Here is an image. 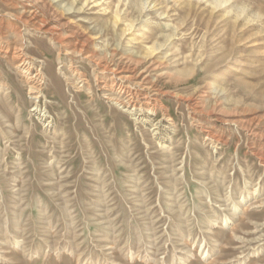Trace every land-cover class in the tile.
<instances>
[{
  "label": "rangeland",
  "instance_id": "rangeland-1",
  "mask_svg": "<svg viewBox=\"0 0 264 264\" xmlns=\"http://www.w3.org/2000/svg\"><path fill=\"white\" fill-rule=\"evenodd\" d=\"M0 40L45 81L0 54V264H264V0H0Z\"/></svg>",
  "mask_w": 264,
  "mask_h": 264
},
{
  "label": "bare ground",
  "instance_id": "bare-ground-1",
  "mask_svg": "<svg viewBox=\"0 0 264 264\" xmlns=\"http://www.w3.org/2000/svg\"><path fill=\"white\" fill-rule=\"evenodd\" d=\"M22 8V7H21ZM20 8V10H21ZM26 13V12H25ZM31 15V14H30ZM29 15V16H30ZM33 18V17H31ZM23 22L25 24H30L28 21H24ZM42 22V21H41ZM33 26V24H32ZM18 36V35H17ZM1 41V40H0ZM8 44V43H7ZM3 45V43H2ZM7 46V45H6ZM10 46V45H9ZM18 48V47H17ZM8 49H10V47L6 48V50H1L0 49V54L2 53L4 56H8L11 52L7 51ZM19 49V48H18ZM21 50V48H20ZM19 50V51H20ZM23 52H14V49L12 50V53L10 54V56H8L9 58H7L10 62L13 63H16L18 65V67L21 69V71L23 72V74H26L25 77H26V80H27V83L29 85L28 87V92L35 95L34 99H37V98H40L42 97V93L44 92V84H45V81H44V78L40 76H38V74L34 76H28L29 72H30V65L31 63L24 57V55L22 54ZM5 58V57H4ZM15 65V64H14ZM16 66V65H15ZM127 71V70H126ZM21 74V73H20ZM113 74V72H112ZM43 75V74H41ZM116 76V74H115ZM121 76V75H120ZM49 77H50V82L51 84L55 87L57 93L62 97V92H61V88H60V83L59 81L57 80V78L52 75V74H49ZM128 77V76H127ZM125 77V78H127ZM122 79V78H121ZM26 82V81H25ZM112 85V84H111ZM121 85V84H120ZM140 85V84H139ZM108 86V85H107ZM106 87V86H104ZM103 87V88H104ZM109 87V86H108ZM112 89V87H111ZM120 90V89H119ZM122 90V89H121ZM147 95V94H146ZM153 95V94H152ZM105 96V95H104ZM107 96V95H106ZM110 96V95H109ZM108 96V97H109ZM114 96V95H113ZM134 97V96H133ZM143 97V96H142ZM141 97V98H142ZM114 98V97H113ZM111 98V100L113 99ZM109 99V98H108ZM120 99V98H118ZM128 99V98H127ZM144 99V98H143ZM153 99V98H152ZM134 100V99H133ZM140 100V99H139ZM155 100V99H154ZM117 101V100H116ZM113 102V101H112ZM118 102H120V100H118ZM124 102V101H122ZM137 102V101H136ZM142 102V101H141ZM138 103V102H137ZM121 104V103H120ZM119 104V105H120ZM123 105V104H122ZM125 107L127 110H130L131 112L134 111V114H139V116H143V117H146V114H152L154 112V105L152 103L149 102V100L145 103H143V105L141 106H138V108H136L134 106V104L132 103V101H127V105L125 104ZM126 110V111H127ZM156 110V109H155ZM168 118V117H167ZM167 121V120H165ZM248 126V125H247ZM249 131V130H248ZM252 131V130H251ZM257 131V130H256ZM253 132V131H252ZM252 134V133H251ZM252 136V135H251ZM256 136V135H255ZM218 141V140H217ZM214 142V141H213Z\"/></svg>",
  "mask_w": 264,
  "mask_h": 264
}]
</instances>
